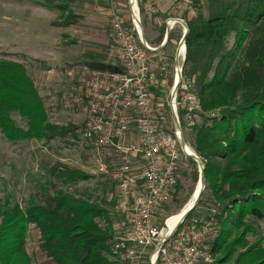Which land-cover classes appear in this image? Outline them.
Masks as SVG:
<instances>
[{"label": "trees", "instance_id": "1", "mask_svg": "<svg viewBox=\"0 0 264 264\" xmlns=\"http://www.w3.org/2000/svg\"><path fill=\"white\" fill-rule=\"evenodd\" d=\"M47 2L62 14L54 25L80 20L70 8L73 0ZM192 2L197 12L186 20L182 78L192 83L206 113L190 131V147L204 167V189L185 220L208 193L219 206V232L210 247L216 262L264 264L262 240L247 246L246 239L251 221L264 222V0ZM49 110L26 67L0 57V134L10 142L78 143L82 122L55 123ZM179 120L186 124L182 111ZM48 173V188L32 194L24 207L0 208V264H128L111 250L114 229L105 198L69 190L89 175L61 162L51 163Z\"/></svg>", "mask_w": 264, "mask_h": 264}, {"label": "built area", "instance_id": "2", "mask_svg": "<svg viewBox=\"0 0 264 264\" xmlns=\"http://www.w3.org/2000/svg\"><path fill=\"white\" fill-rule=\"evenodd\" d=\"M117 1L109 0L101 13L106 17L107 35L120 68L78 71L81 75L73 97L82 111L83 140L95 155L108 156L111 161L109 175L115 187L111 206L122 220L111 250L128 264H138L148 253L151 264H218L207 244L211 218L180 219L170 228L168 217L161 216L188 156L174 121L180 125L182 111L186 125L195 126L201 113L192 83L182 78L186 19L165 16L164 35L156 45L141 36V11L151 16L162 4L168 5L170 12L180 9L193 16L194 7L188 0H125L123 13ZM176 27H180V39L169 86L170 59L165 47ZM165 89L166 101L162 102ZM164 119L173 125L164 124ZM180 129L182 133L181 125Z\"/></svg>", "mask_w": 264, "mask_h": 264}, {"label": "rangeland", "instance_id": "3", "mask_svg": "<svg viewBox=\"0 0 264 264\" xmlns=\"http://www.w3.org/2000/svg\"><path fill=\"white\" fill-rule=\"evenodd\" d=\"M188 1L196 13L197 7L193 5L192 0ZM117 2L119 3L118 8L124 10L123 13H125V0ZM59 14L61 11L59 12L47 0H0V57L21 62L26 67L42 95L45 105L50 109L49 119L51 121L59 124L77 125L82 122V111L74 106L73 97L75 95L74 88L79 83L77 81L81 73L78 74V71L75 70L76 63L74 61L83 62L88 69L102 72L108 70V66L105 64L108 54L104 52L105 47L102 44H78V38H75L71 32L72 26L60 28L52 26L49 21L53 22L59 18ZM170 14H175V12ZM145 17L146 14L141 11V22L145 21ZM147 28L144 25L142 29L146 41L156 45L157 41L152 40L155 32ZM161 29L162 27L159 26V31ZM171 38L174 40V44H168L165 47L170 59V72L166 81L169 86L173 83L174 51L180 36L179 34L178 36L172 35ZM72 39H76V43H71ZM167 91L165 89L163 92L165 95L162 96V102L166 101ZM205 114L201 110L195 125L199 124V120ZM213 114L211 113L210 116ZM12 118L18 126L24 125L17 114L13 113ZM163 123L173 125L170 119H164ZM193 126L185 124L181 127L189 148H191L190 131ZM85 146L82 136L78 143L66 144L60 138H54L47 142L35 139L10 142L0 134V208L15 203L24 207L32 194L41 188H48L49 165L53 162H61L78 166L89 175V178L79 181L69 190L79 191L82 195L93 199L105 198L112 229H114V234L118 235L122 220L111 206L115 187L109 175L110 157H98L90 147L86 148ZM191 151L194 152L192 149ZM199 161L201 162L200 158ZM199 175L198 162L192 157H186L178 173L177 185L161 208L162 217H170L178 213L188 203L200 180ZM209 196L208 193L203 195L202 202L196 206L191 217L203 220L211 218L213 224L207 238V244L211 247L212 241L219 232L215 219L219 213V206L212 202ZM212 209L215 210L214 214L209 216ZM250 223L252 226L246 236L247 246L258 238L264 244V222L259 220ZM34 238L32 229H29L28 241L30 245L34 246ZM245 249L246 246L238 248L234 256ZM138 264H151L149 253Z\"/></svg>", "mask_w": 264, "mask_h": 264}, {"label": "crops", "instance_id": "4", "mask_svg": "<svg viewBox=\"0 0 264 264\" xmlns=\"http://www.w3.org/2000/svg\"><path fill=\"white\" fill-rule=\"evenodd\" d=\"M108 5H109V0H73L70 8L73 9L76 13L80 14L81 18L77 23L67 26V27H71V26L73 27V29H71L72 30L71 32L73 33L75 38H78L77 40L78 44L88 45L90 43H95L97 45L102 44V46L105 47L104 52L108 54L107 55L108 58H105V64L108 66V70L102 72L116 71L120 68V65L118 64V60L115 56L114 51L112 50V47L110 45V40L107 35L108 32H107L106 17L103 13H101L102 11H105L107 9ZM181 11L182 10L180 9L179 11L173 9L172 12H175V14H173L174 16L183 15L185 19L191 17L186 14V11H182V13H180ZM169 12L170 11L168 5L164 6L161 4L160 9L156 13L152 14L151 16L146 15L145 21L141 22L142 29L145 25L146 28L148 27L147 29L155 32V35L153 36L152 40L157 41V43L161 41L164 35L165 27H164L163 19L165 18L164 16H167L168 14L170 15L171 12L170 13ZM49 23L52 26H57L54 25L51 21H49ZM159 26L162 27L160 31H159ZM57 27L60 28V26ZM178 32L180 33V27H176L173 30V33L172 32L170 33V38L172 35L178 36L179 34ZM70 42L76 43V39H72ZM173 42L174 40L171 38L169 39L167 45L174 44ZM74 63H76L75 70L77 71H82L84 68L88 69L83 62L74 61Z\"/></svg>", "mask_w": 264, "mask_h": 264}, {"label": "water", "instance_id": "5", "mask_svg": "<svg viewBox=\"0 0 264 264\" xmlns=\"http://www.w3.org/2000/svg\"><path fill=\"white\" fill-rule=\"evenodd\" d=\"M185 35H186V33L183 36L184 42H185ZM141 36L144 38V34H143L142 31H141ZM174 123H175V127H176L177 131L180 133V145H181L182 149L184 150V148L187 146L186 141H185V139H184V137H183V135L181 133L180 125L178 124L177 120H175ZM186 155H188L189 157H192L193 159H195L198 162V164H199V167H200V175H199V179L200 180H199V182L201 184V189L197 193L193 204L184 213V215L182 216L181 219H185V217L188 215V213L195 207V205L197 204V201H198V199H199V197H200V195H201V193H202V191L204 189V167H203V165L199 161V158L196 156V154H192V155L191 154H186Z\"/></svg>", "mask_w": 264, "mask_h": 264}, {"label": "bare ground", "instance_id": "6", "mask_svg": "<svg viewBox=\"0 0 264 264\" xmlns=\"http://www.w3.org/2000/svg\"><path fill=\"white\" fill-rule=\"evenodd\" d=\"M181 50H183L182 44H180V46H179V51H181ZM184 153L185 154H191V155L194 154V152H192L191 148H189L188 146H186L184 148ZM200 189H201V184H200V182H198V184L195 188V191H194L191 199L188 201V203L178 213H175L172 216L168 217L167 223H169L170 228H173L175 226L176 222L179 221L182 218V216L184 215V213L189 209V207H191V205L193 204L194 199H195V197H196V195ZM153 258H154V255L151 257V262H153L152 261Z\"/></svg>", "mask_w": 264, "mask_h": 264}]
</instances>
